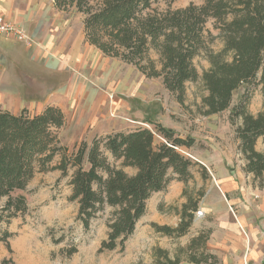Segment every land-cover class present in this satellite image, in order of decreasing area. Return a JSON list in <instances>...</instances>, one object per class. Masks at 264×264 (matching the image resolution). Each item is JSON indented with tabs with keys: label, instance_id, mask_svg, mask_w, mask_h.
<instances>
[{
	"label": "trees",
	"instance_id": "1",
	"mask_svg": "<svg viewBox=\"0 0 264 264\" xmlns=\"http://www.w3.org/2000/svg\"><path fill=\"white\" fill-rule=\"evenodd\" d=\"M53 1L59 10L74 9L82 14L89 45L136 66L147 77H160L180 104H184L186 82L198 79L193 60L207 48L210 35L205 26L211 20L223 47L209 54L210 66L201 76L207 92L201 99L202 114L228 109L234 91L244 87L231 109L230 121L234 125L235 119H241L234 133L246 160L244 169L261 182L264 151H256L255 143L260 136L264 141V102L256 115L247 106L255 89L264 96V0H202L177 9H160L161 0ZM151 51L158 57L159 68L150 58ZM63 124L64 114L56 106L48 105L35 113L25 108L14 113L0 107V197H6L0 215V243L8 244L11 236L1 226L3 218L27 209L24 195L16 192L23 191L37 172L59 170L65 177L72 169L68 199L77 202L76 218L84 229L100 212L112 209L100 251L123 249L146 213L149 198L174 180L187 182L192 178L196 162L181 151L194 144L188 135L182 137L156 123L153 128L139 126L94 137L90 142L83 140L67 153L58 137ZM59 154L60 160L52 165ZM126 167L135 172L128 174ZM196 203L190 199L182 207L176 227L151 226L168 236L186 234ZM209 232L200 231L184 249L191 262L219 264L216 256L206 251ZM165 258L164 264H179L177 259Z\"/></svg>",
	"mask_w": 264,
	"mask_h": 264
},
{
	"label": "rangeland",
	"instance_id": "2",
	"mask_svg": "<svg viewBox=\"0 0 264 264\" xmlns=\"http://www.w3.org/2000/svg\"><path fill=\"white\" fill-rule=\"evenodd\" d=\"M201 2L161 0L159 7L177 9ZM60 15L63 23L52 30L57 47L53 49L42 43V59L32 54L31 49L25 52L24 43L19 40L5 43L8 53L0 55L2 108L12 112L25 108L30 113L41 111L47 105L60 108L64 124L58 137L67 153L83 140L90 142L94 137L139 126L153 128L159 123L195 140L192 147L181 150L188 157H195L198 151L212 146L218 149L224 163L230 158L229 170L241 160L235 152L229 153L236 142L234 128L241 123L237 118L232 125L230 112L244 87L234 91L228 109L217 114H202L201 99L207 92L201 76L210 66L209 54L223 47V40L211 20L205 26L210 35L207 48L193 60L198 79L186 82L184 104H180L164 88L160 77H147L136 66L90 46L85 41L81 13L69 9ZM150 58L159 68L158 57L153 51ZM7 84L12 86H5ZM263 102L260 89H255L248 111L256 115L263 110ZM108 157L113 162L110 155ZM59 160L60 154L54 157L52 165ZM124 170L133 174L127 167ZM71 172L72 169L65 177L59 170L37 172L23 191L16 192L24 195L27 209L1 221L2 228L11 236L8 244L0 243V264H164L165 257L177 259L179 264H195L184 249L198 229L211 232L215 220L195 211L188 232L181 236L157 232L151 223L176 227L182 207L190 199L198 200L199 194L194 192L196 185H188L172 198L169 197L173 183L154 193L147 201V214L137 222L124 248L100 251L101 241L107 237L106 222L112 209L100 212L91 220L89 228L84 229L76 218L77 202L68 199ZM5 202L6 197H0V215ZM174 223L177 224L173 226ZM216 258L220 260L219 256Z\"/></svg>",
	"mask_w": 264,
	"mask_h": 264
},
{
	"label": "crops",
	"instance_id": "3",
	"mask_svg": "<svg viewBox=\"0 0 264 264\" xmlns=\"http://www.w3.org/2000/svg\"><path fill=\"white\" fill-rule=\"evenodd\" d=\"M61 12L63 10L56 8L53 0H0V16L22 27L35 41L32 47L23 45L25 52L31 49V53L41 59L42 43L49 44L53 49L57 47L53 42L55 33L52 30L63 23ZM12 39L0 35V55L8 53L5 43L14 41ZM235 140L229 153L235 152L241 160L232 170L228 169L230 158L224 163L216 147L198 151L195 157L190 155L196 162L191 168L192 178L187 182L172 181L174 187L169 198L180 194L188 185H196L194 192H201V196L198 195L195 211L200 210L201 215L216 221L206 243V251L208 249L207 252L219 256L220 264L260 263L264 256V170L261 182L245 171L246 160L238 150L239 140ZM255 150L264 151L262 136L256 140ZM181 202L185 200L181 199ZM147 210L146 206L145 214ZM201 230L195 231V236Z\"/></svg>",
	"mask_w": 264,
	"mask_h": 264
},
{
	"label": "built area",
	"instance_id": "4",
	"mask_svg": "<svg viewBox=\"0 0 264 264\" xmlns=\"http://www.w3.org/2000/svg\"><path fill=\"white\" fill-rule=\"evenodd\" d=\"M0 35H7L13 37L16 40H19L24 43L26 47H32L35 43L34 39L27 34V32L20 26L15 23L4 19L0 16ZM201 211H196V214H201Z\"/></svg>",
	"mask_w": 264,
	"mask_h": 264
},
{
	"label": "bare ground",
	"instance_id": "5",
	"mask_svg": "<svg viewBox=\"0 0 264 264\" xmlns=\"http://www.w3.org/2000/svg\"><path fill=\"white\" fill-rule=\"evenodd\" d=\"M82 48V47H81Z\"/></svg>",
	"mask_w": 264,
	"mask_h": 264
}]
</instances>
